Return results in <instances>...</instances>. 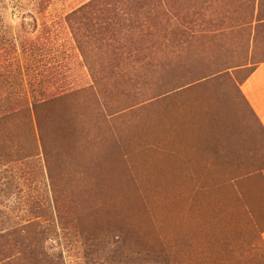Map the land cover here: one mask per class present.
I'll return each mask as SVG.
<instances>
[{"label": "rangeland", "instance_id": "374dc122", "mask_svg": "<svg viewBox=\"0 0 264 264\" xmlns=\"http://www.w3.org/2000/svg\"><path fill=\"white\" fill-rule=\"evenodd\" d=\"M263 22L264 0H0V172L37 174L0 209L51 225L56 264H93L70 234L168 264H264L261 139L238 90ZM51 110L75 140L63 157ZM107 159L130 175L131 210L89 203ZM108 203L119 215H91Z\"/></svg>", "mask_w": 264, "mask_h": 264}, {"label": "trees", "instance_id": "16d2710c", "mask_svg": "<svg viewBox=\"0 0 264 264\" xmlns=\"http://www.w3.org/2000/svg\"><path fill=\"white\" fill-rule=\"evenodd\" d=\"M244 104L249 110L248 113L250 112L252 114V118H254L253 120H255V125L257 126L260 133V146L259 148H257L255 152L256 154H253V156L257 164L259 166H263L264 169V133L261 131L253 113L251 112L245 101ZM21 112L26 114L28 113V109L24 107L21 109ZM50 114L53 115L52 110L51 113H49V118L47 120L48 127L50 128L52 134L55 133V136H53L55 138V144L57 147V156L63 157L67 155V152H73L74 150L73 144L75 143V140L73 138L72 130L69 125H66V123H61L62 119L58 121V117H56L55 121L53 116L51 117ZM249 153L250 151H248L247 149L246 157H251ZM110 158L111 159H109V164L111 160L114 161L111 156ZM21 161L24 162L23 160ZM107 162L108 159L103 163L101 167H92L91 188L93 191V195L89 197L90 199H92V201L89 203L92 204L93 202L99 200L106 202L115 200L114 203H119L126 210H131L133 208V202L135 203L136 189L131 181L130 175L119 166L114 167L113 170V167L107 165ZM24 163H26V166L29 165L35 168V163ZM32 170L25 169L23 174L19 175L13 174L12 171H1L0 193H4L6 197L10 194H14L17 199L19 198V200H21L22 190H18V181L21 179L24 180V178L26 177V180H30L32 176L37 175H34V171ZM261 173L263 176L262 185L264 187V171H261ZM125 175L129 180V182L126 184L122 180V177H124ZM157 175L159 176L160 173ZM126 198L130 199V205H125ZM139 199L140 201L144 200L141 197H139ZM114 203H108L103 208H95L91 215L93 217H100L102 215L111 217L114 215H119L116 204ZM32 212L33 210H31V213ZM25 219L26 213H23L22 211L18 210V212H13L7 209H0V225L2 227V229L0 230V264H14V262H16L14 261L15 259H10V257H7V253H14L15 255H17V261L26 260L28 264H56V262L53 260L52 255L47 251L46 248L48 234L50 236L51 234L55 233L53 227L49 224L44 225L43 222H30V219L26 221ZM5 226L7 228H4ZM66 234H68V232ZM70 236L82 238L80 249L82 251L83 259L89 258L93 264H113V262H115V259H117L118 257H120L117 262L118 264H123L124 262L128 261L133 264L138 262L139 260L144 261V263H149L153 260L154 264H168L167 257L154 258L150 257L149 255L146 256L145 252H133V249L130 247H128L127 249L131 250L133 253L129 255V251L125 250L126 247L124 246H127V243L125 242L123 237L120 238L108 236L106 238H96L93 236H78L76 234H70ZM120 253L121 255L119 256Z\"/></svg>", "mask_w": 264, "mask_h": 264}, {"label": "crops", "instance_id": "0c3cea01", "mask_svg": "<svg viewBox=\"0 0 264 264\" xmlns=\"http://www.w3.org/2000/svg\"><path fill=\"white\" fill-rule=\"evenodd\" d=\"M264 24V22L262 23ZM264 28V25L261 27ZM264 43L256 42L255 48L264 54ZM238 90L264 133V55L255 65L249 66Z\"/></svg>", "mask_w": 264, "mask_h": 264}]
</instances>
